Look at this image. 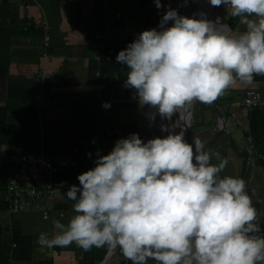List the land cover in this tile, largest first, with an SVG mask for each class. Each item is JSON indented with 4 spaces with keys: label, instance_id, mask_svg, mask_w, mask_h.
I'll return each mask as SVG.
<instances>
[{
    "label": "clouds",
    "instance_id": "9594fccd",
    "mask_svg": "<svg viewBox=\"0 0 264 264\" xmlns=\"http://www.w3.org/2000/svg\"><path fill=\"white\" fill-rule=\"evenodd\" d=\"M208 2L224 6L244 30L168 7L156 28L118 52L117 62L129 69L124 86L155 109L150 119L169 121L161 125L167 135L145 142L131 133L107 155L98 152L94 167L65 193L74 215L67 225L55 221L51 237L41 233L40 246H106L131 264H264V210L244 179L221 177L226 160L213 164L218 153L198 137L186 141L184 121L194 102L211 104L237 83L264 76V0Z\"/></svg>",
    "mask_w": 264,
    "mask_h": 264
},
{
    "label": "crops",
    "instance_id": "0c3cea01",
    "mask_svg": "<svg viewBox=\"0 0 264 264\" xmlns=\"http://www.w3.org/2000/svg\"><path fill=\"white\" fill-rule=\"evenodd\" d=\"M160 2L158 9L154 0H0V145H7L0 151V264H131L119 249L46 248L37 240L74 215L65 193L94 167L98 152L107 155L131 133L141 138V105L124 86L129 69L116 56L158 26L168 7V0ZM41 21L49 24V59L40 52ZM223 22L234 31L245 27L226 8ZM105 30L107 37L100 34ZM248 88L264 94V76L237 83L211 104L196 102V114L205 150L220 157L212 163L227 161L221 177L244 179L254 205L264 210V102L243 108ZM105 102L111 107H102ZM20 153L50 157L63 216L8 210L5 156Z\"/></svg>",
    "mask_w": 264,
    "mask_h": 264
},
{
    "label": "built area",
    "instance_id": "2783aa9c",
    "mask_svg": "<svg viewBox=\"0 0 264 264\" xmlns=\"http://www.w3.org/2000/svg\"><path fill=\"white\" fill-rule=\"evenodd\" d=\"M40 24L43 32L41 55L43 59H49L51 56L47 52L49 24L47 21H41ZM100 34L107 37L110 32L105 30ZM263 102L264 94L259 91L249 88L244 91L243 108H259ZM5 159L7 161L6 199L10 212L38 211L43 219H48L56 212L63 216V211L57 209L50 157L44 153H20L8 154Z\"/></svg>",
    "mask_w": 264,
    "mask_h": 264
},
{
    "label": "water",
    "instance_id": "95a60500",
    "mask_svg": "<svg viewBox=\"0 0 264 264\" xmlns=\"http://www.w3.org/2000/svg\"><path fill=\"white\" fill-rule=\"evenodd\" d=\"M183 3V14L184 16L192 17L194 13H201L203 9L207 10V18L212 20L213 14L215 12L216 7H213L210 5L208 0H187V3L182 0ZM199 16L197 15L196 18ZM225 23V22H223ZM226 24V23H225ZM196 102L193 103L190 111L185 114L184 121L186 131H185V139L188 143H191L189 140V127L193 120V113L195 109ZM155 109L149 108L147 105H141L140 112H139V128L141 133V139L145 142L148 139H152L155 137H165L167 135V132H162L160 127V121L164 122V125H167L169 121L166 119H162L159 114L155 116V119L152 120L149 117L150 112H154ZM177 117H174L173 120H176ZM180 129L177 128V132Z\"/></svg>",
    "mask_w": 264,
    "mask_h": 264
},
{
    "label": "rangeland",
    "instance_id": "374dc122",
    "mask_svg": "<svg viewBox=\"0 0 264 264\" xmlns=\"http://www.w3.org/2000/svg\"><path fill=\"white\" fill-rule=\"evenodd\" d=\"M168 7H171L173 9H177L180 15H184L183 14V3L182 0H168ZM168 7L166 6L165 9L167 11ZM225 13V7L224 6H220V7H216L215 12L213 14L212 20H215L217 17H219L221 19V21L223 22V16ZM171 21L169 22V25L171 26ZM198 108L197 103L195 105V109H194V116H193V120L190 124L189 127V140L192 143L193 141V137H198L200 138L204 144H205V138H203V136L201 135V129L199 128L198 125V118H197V112L196 109Z\"/></svg>",
    "mask_w": 264,
    "mask_h": 264
},
{
    "label": "bare ground",
    "instance_id": "6f19581e",
    "mask_svg": "<svg viewBox=\"0 0 264 264\" xmlns=\"http://www.w3.org/2000/svg\"><path fill=\"white\" fill-rule=\"evenodd\" d=\"M201 12H203V13H205V14H207V10H205V9H203ZM199 16V15H198ZM198 18H200V17H198ZM32 20V19H31ZM54 28V27H53ZM52 31V30H51ZM41 52V51H40ZM99 61V60H98ZM97 70V69H96ZM37 80V79H36ZM106 80V79H105ZM49 82V81H48ZM99 90V89H98ZM50 94H52V93H50ZM36 97V96H35ZM52 97V96H51ZM54 97V96H53ZM38 102V101H37ZM36 103V102H35ZM51 105H53V104H51ZM46 106V105H45ZM174 118V117H173ZM223 120V119H222ZM160 123V127H161V125H164V122L163 121H160L159 122ZM176 131H177V129H176Z\"/></svg>",
    "mask_w": 264,
    "mask_h": 264
}]
</instances>
